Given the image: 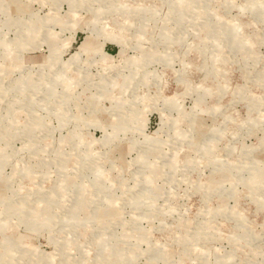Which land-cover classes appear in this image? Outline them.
I'll return each instance as SVG.
<instances>
[{
    "label": "rangeland",
    "instance_id": "1",
    "mask_svg": "<svg viewBox=\"0 0 264 264\" xmlns=\"http://www.w3.org/2000/svg\"><path fill=\"white\" fill-rule=\"evenodd\" d=\"M0 264H264V0H0Z\"/></svg>",
    "mask_w": 264,
    "mask_h": 264
},
{
    "label": "bare ground",
    "instance_id": "2",
    "mask_svg": "<svg viewBox=\"0 0 264 264\" xmlns=\"http://www.w3.org/2000/svg\"><path fill=\"white\" fill-rule=\"evenodd\" d=\"M88 43H89V41L87 40L82 46H80L79 52L76 55H73L72 59L76 58L79 54L86 52L89 49V47L87 46Z\"/></svg>",
    "mask_w": 264,
    "mask_h": 264
},
{
    "label": "crops",
    "instance_id": "3",
    "mask_svg": "<svg viewBox=\"0 0 264 264\" xmlns=\"http://www.w3.org/2000/svg\"><path fill=\"white\" fill-rule=\"evenodd\" d=\"M105 52H106L107 54H109L110 56L114 57V56H113V53L109 52L108 50H107V51L104 50V53H105ZM107 59H110V58H107Z\"/></svg>",
    "mask_w": 264,
    "mask_h": 264
}]
</instances>
